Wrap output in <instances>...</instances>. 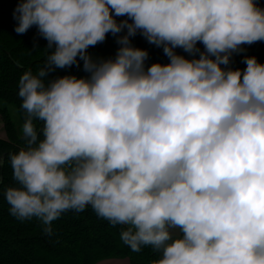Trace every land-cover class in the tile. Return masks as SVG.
Masks as SVG:
<instances>
[{
    "label": "clouds",
    "instance_id": "1",
    "mask_svg": "<svg viewBox=\"0 0 264 264\" xmlns=\"http://www.w3.org/2000/svg\"><path fill=\"white\" fill-rule=\"evenodd\" d=\"M14 18L48 54L18 81L12 216L51 236L91 207L132 251L151 247L152 264H264V64L231 67L264 41L257 0H20ZM109 33L115 57L91 55ZM137 33L169 62L147 66ZM80 61L86 76L49 78Z\"/></svg>",
    "mask_w": 264,
    "mask_h": 264
},
{
    "label": "trees",
    "instance_id": "2",
    "mask_svg": "<svg viewBox=\"0 0 264 264\" xmlns=\"http://www.w3.org/2000/svg\"><path fill=\"white\" fill-rule=\"evenodd\" d=\"M20 0H0V99L14 106L19 125L24 123V112L18 96V81L25 71L37 72L43 66L47 52V41L41 37L35 26L24 34L15 31L18 21L14 18V10ZM264 8V0H257ZM126 17H117V20ZM121 33L119 35H123ZM112 35L109 33L107 36ZM116 52L120 45L116 42ZM132 45L146 49L149 58L146 65L152 63L166 64L169 58L162 47L149 44L137 33L131 38ZM100 43L90 47L88 52L102 48ZM35 46V48H34ZM201 51L203 45L198 44ZM245 51L233 54L232 68L244 69L246 56H255L258 62L264 64V41L243 46ZM54 46L49 51H54ZM178 54L188 56L183 49L177 48ZM190 58V57H189ZM73 74L77 77L86 76L83 62L80 66L57 69L50 73L49 78ZM0 122L5 137H0V264H94L99 260L112 257H125L129 264H152L158 259V254L151 247H145L137 253L121 240L123 225H111L107 220L96 215L91 207L83 212L67 211L52 223L53 234L46 235L43 225L38 219L18 220L9 212V205L3 191L9 186H15L9 154L18 153L24 146L22 131H18L8 110L0 107ZM40 127V124H37Z\"/></svg>",
    "mask_w": 264,
    "mask_h": 264
},
{
    "label": "rangeland",
    "instance_id": "3",
    "mask_svg": "<svg viewBox=\"0 0 264 264\" xmlns=\"http://www.w3.org/2000/svg\"><path fill=\"white\" fill-rule=\"evenodd\" d=\"M89 53L94 57H98V58H104V59L114 58L116 55L115 37L113 35L107 36L100 50L92 51ZM0 107H5L8 110L9 115L15 124V127L17 128L18 131H20L21 126L19 125L18 117L14 106L0 99ZM0 137L2 138L5 137L4 132L2 130L1 122H0Z\"/></svg>",
    "mask_w": 264,
    "mask_h": 264
},
{
    "label": "crops",
    "instance_id": "4",
    "mask_svg": "<svg viewBox=\"0 0 264 264\" xmlns=\"http://www.w3.org/2000/svg\"><path fill=\"white\" fill-rule=\"evenodd\" d=\"M94 264H129L125 257H112L97 261Z\"/></svg>",
    "mask_w": 264,
    "mask_h": 264
}]
</instances>
